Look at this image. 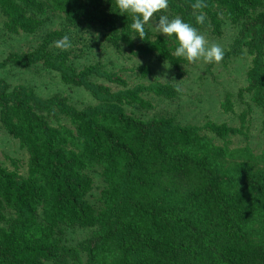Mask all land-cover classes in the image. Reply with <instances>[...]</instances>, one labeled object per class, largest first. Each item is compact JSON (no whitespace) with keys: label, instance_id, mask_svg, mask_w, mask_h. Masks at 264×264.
<instances>
[{"label":"trees","instance_id":"obj_1","mask_svg":"<svg viewBox=\"0 0 264 264\" xmlns=\"http://www.w3.org/2000/svg\"><path fill=\"white\" fill-rule=\"evenodd\" d=\"M194 3L168 0L154 20L168 11L219 35L222 18L233 24L251 18L244 29L257 56L245 91L264 110L259 58L264 0H204L200 10L192 8ZM46 11L60 14L70 26L96 29L111 47L123 46L135 57L155 55L172 67L184 61L174 55L173 39L155 35L147 26L142 39L134 37L131 18L119 13L115 0H0L3 26L11 34L35 33L38 16ZM201 11L206 22L196 25ZM62 36L49 33L32 53L11 54L0 63V69L40 65L98 101L76 110L64 99L42 100L0 78V127L28 156L26 178L17 167L0 165V224L7 213L12 216L7 228L0 229V264H69L81 254L85 264H264V152L217 146L200 135L201 128L180 126L173 118L142 121L126 114V104L150 108L144 92L170 99L177 90L166 84L128 88L99 66L77 71L68 63V52L49 50ZM141 72L145 75L147 69ZM93 76L118 89L91 81ZM43 111H56L73 131L52 127ZM203 128L224 141L238 133L226 125ZM93 165L102 167L105 184L97 209L86 201L92 180L84 172ZM61 225L97 231L68 249L54 237Z\"/></svg>","mask_w":264,"mask_h":264},{"label":"rangeland","instance_id":"obj_2","mask_svg":"<svg viewBox=\"0 0 264 264\" xmlns=\"http://www.w3.org/2000/svg\"><path fill=\"white\" fill-rule=\"evenodd\" d=\"M167 16L174 18L168 11ZM38 21L39 28L33 34H11L5 30L3 18L0 16V63L11 54L32 53L49 33L67 34L72 42L71 48L66 51L57 49L54 44L60 39L58 38L49 45V50L55 54L68 52V63L77 71L88 66H99L103 71L116 74L126 81L128 88L166 84L176 90L180 89L177 95L170 99L157 96L153 92H144L141 96L149 102L150 108L143 109L134 104H126V114L142 121L173 118L175 124L180 126L201 128L200 135L217 146H226L229 150L248 148L253 155H261L264 152V110L257 106L252 96L245 91L248 72L257 56L256 51L249 45L248 32L244 29V25H248L251 18L240 24H233L222 18L219 35L211 33L210 29L199 30L209 42L222 47L225 55L221 62L189 63L182 58L184 61L179 67H172L155 55L135 57L123 46L116 50L96 29L82 25L70 26L58 13L46 11L38 16ZM155 24L153 17L146 26L153 34L161 35L157 32ZM259 58L264 65V47ZM143 68L147 69L145 75L141 72ZM0 78L5 80L10 88L25 87L42 100L64 99L68 106L76 110L98 104L87 90L64 84L58 74L40 65L23 69L8 64L0 69ZM91 81L105 85L112 91L118 89L104 78L93 76ZM41 113L52 127H65L73 131L68 120L56 111ZM207 123L226 125L238 130V133L224 141L203 128ZM27 160L26 151L20 147L18 141L0 127V165L9 170L17 167L19 176L26 178ZM84 173L92 180V189L87 194L86 201L95 209L100 208V194L105 185L102 167L89 166ZM11 218V213H7L6 222L0 224V229H6ZM96 231L95 228L61 225L55 229L54 237L59 240L60 246L70 249L92 238ZM85 262L86 256L81 254L76 262L70 260L69 264Z\"/></svg>","mask_w":264,"mask_h":264},{"label":"clouds","instance_id":"obj_3","mask_svg":"<svg viewBox=\"0 0 264 264\" xmlns=\"http://www.w3.org/2000/svg\"><path fill=\"white\" fill-rule=\"evenodd\" d=\"M115 6L121 15L131 18L130 29L136 33L134 37L142 39L145 36V26L155 14L167 9L168 0H115ZM205 6L204 0H196L192 4V8L197 10ZM205 22L206 15L201 11L195 16V24L204 25ZM155 28L164 37L175 41L177 46L174 55L177 58H183L189 63L202 61L206 64H218L224 58L225 52L220 45L209 42L197 27L179 16L170 19L167 15H159ZM54 46L66 51L71 48L72 42L65 34L55 41ZM177 91L180 89L177 88Z\"/></svg>","mask_w":264,"mask_h":264}]
</instances>
